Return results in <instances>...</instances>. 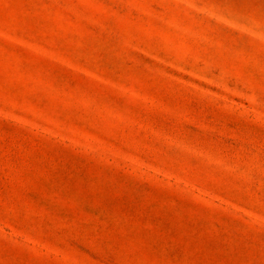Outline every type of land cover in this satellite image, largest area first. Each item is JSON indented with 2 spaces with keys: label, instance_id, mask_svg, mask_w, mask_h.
<instances>
[{
  "label": "rangeland",
  "instance_id": "rangeland-1",
  "mask_svg": "<svg viewBox=\"0 0 264 264\" xmlns=\"http://www.w3.org/2000/svg\"><path fill=\"white\" fill-rule=\"evenodd\" d=\"M0 264H264V0H0Z\"/></svg>",
  "mask_w": 264,
  "mask_h": 264
}]
</instances>
